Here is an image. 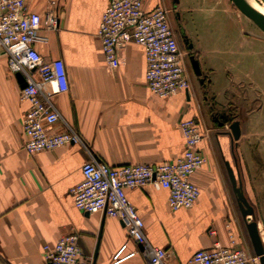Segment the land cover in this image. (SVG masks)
Instances as JSON below:
<instances>
[{"label": "crops", "instance_id": "0c3cea01", "mask_svg": "<svg viewBox=\"0 0 264 264\" xmlns=\"http://www.w3.org/2000/svg\"><path fill=\"white\" fill-rule=\"evenodd\" d=\"M50 1L25 0V4L29 11L43 15ZM53 1L59 12L58 30L41 31L46 41L35 45L45 60L60 58L68 76V91L53 98L63 121L52 132L65 131L66 123L78 132L85 148L69 144L34 155L23 150L21 121L27 104L20 100L22 88L0 51V264H46L42 246L70 234L78 237L82 256L92 264H110L124 243L138 254L121 264H149L119 221L76 209L70 190L82 179L80 169L88 153L110 167L156 164L181 156L184 142L178 123L191 118L204 133L197 149L206 158V164L190 176L199 189L195 204L170 211L168 193L151 185L127 190L126 196L144 221L148 242L167 251V264H186L195 251L211 249L216 243L228 246L230 235L236 247L251 256L225 162L237 174L264 235V169L252 161L253 155L263 158L264 139L250 130V123L257 122L258 109H241L246 112L243 119L236 113L240 105L232 104L238 92L229 70L232 52L215 55L216 71L206 64L201 67L195 41L179 19L199 74L185 55L188 89L160 98L145 85V60L139 45L126 44L120 51V65L107 67L97 30L109 0ZM175 3L144 0L143 7L147 11L155 6L170 11L174 7L177 13L180 9ZM245 27L247 31L240 28L235 39L237 51L240 43L255 47L257 40L262 41L255 28ZM257 55L260 52L251 51V59ZM252 102L248 103L254 106ZM234 121L239 124L238 140H233L229 130Z\"/></svg>", "mask_w": 264, "mask_h": 264}, {"label": "built area", "instance_id": "2783aa9c", "mask_svg": "<svg viewBox=\"0 0 264 264\" xmlns=\"http://www.w3.org/2000/svg\"><path fill=\"white\" fill-rule=\"evenodd\" d=\"M144 0H109L102 13L97 36L109 69L120 65V51L128 43L139 45L144 54V82L148 90L167 98L189 87L183 53L168 22V10L155 6L147 11ZM59 12L53 0L41 15L29 11L25 0H0V51L7 58L12 74L19 73L25 87L20 100L27 104L21 121L23 150L28 155L84 142L78 132L66 124L63 132H52L62 117L53 98L69 89L68 76L60 58L45 60L36 48L46 38L41 31H57ZM184 142L181 156L156 164L110 167L90 153L80 169L82 179L70 190L74 207L87 214H102L116 219L128 239L140 246L149 264H167V251L151 245L146 239L143 219L129 202L126 191L147 185L168 193L170 211L191 208L199 189L190 176L206 164L197 149L204 133L195 119L178 123ZM75 234L62 236L54 244H44L41 255L46 264H92L77 244ZM138 254L124 243L114 252L110 264H121ZM257 261L244 249L236 247L233 236L229 245L214 244L211 249L195 251L186 264H249Z\"/></svg>", "mask_w": 264, "mask_h": 264}, {"label": "rangeland", "instance_id": "374dc122", "mask_svg": "<svg viewBox=\"0 0 264 264\" xmlns=\"http://www.w3.org/2000/svg\"><path fill=\"white\" fill-rule=\"evenodd\" d=\"M256 2L264 7V0H256ZM175 5L180 9L179 12L177 11V17L185 23L190 33L189 36L195 41V47L200 53L201 67L206 64L216 71L217 68L213 65L215 55L219 52H232L233 55L228 60L231 63L229 70L232 71L231 79L234 85L238 87L237 95L233 94V98H231L232 104L240 105L241 108L236 113L240 114L243 119L242 114L246 112L244 113L241 109H246L247 112H250L251 109H258L257 122L252 119L250 130L254 133L259 132L257 136L264 139V33H260L255 25L230 0H176ZM246 24H250L251 28H255L256 34H260L262 41L259 43V40H257L255 47L254 44L240 43L239 51H237L235 39L239 35L240 28L244 32L247 31ZM172 25L176 29L180 28L175 22ZM220 38L229 41L215 42ZM179 46L183 57L194 51L185 48V44L181 41H179ZM251 51L260 52V55H257L256 59H251ZM217 74L218 72L215 75L218 76ZM252 100V103H255L254 106L248 103ZM263 158L253 155L252 161L256 163V167L264 169ZM253 173L257 172L253 171ZM262 209L264 211V203ZM250 220L251 217H248V221ZM239 225L241 226L245 245L249 249L251 257L255 258L244 223L240 217ZM259 232H262V228ZM254 263L259 264L258 259Z\"/></svg>", "mask_w": 264, "mask_h": 264}, {"label": "water", "instance_id": "95a60500", "mask_svg": "<svg viewBox=\"0 0 264 264\" xmlns=\"http://www.w3.org/2000/svg\"><path fill=\"white\" fill-rule=\"evenodd\" d=\"M233 5L246 17L248 18L262 33H264V17L254 10L246 0H230ZM192 67L195 73L199 74L198 64L196 61H192ZM15 78L20 86V88L25 87V82L21 74L16 73ZM229 130L233 140H238L240 136L239 124L234 121L229 125ZM225 168L227 172L228 179L231 184L232 192L236 198V204L239 213L244 221V226L246 229L247 236L253 251V255L258 259L259 264H264V244L262 243V238L258 230V225L254 220V210L250 205L248 200L245 198L242 185L238 179L237 174L234 173L233 169L229 166L228 162H225ZM248 217L251 220L248 221Z\"/></svg>", "mask_w": 264, "mask_h": 264}, {"label": "flooded vegetation", "instance_id": "af4514ba", "mask_svg": "<svg viewBox=\"0 0 264 264\" xmlns=\"http://www.w3.org/2000/svg\"><path fill=\"white\" fill-rule=\"evenodd\" d=\"M174 10H175L174 7L171 9V11L168 10V22H169V25H170V27H171V29H172L174 35H175V38H176L177 43H178V47L180 48V46H179V41H181V42H183V43L185 44V48H187L188 50H191L192 45H191L190 42H188L186 36L184 35V33H183V31H182V27H181V25L178 23V21H179L180 18L177 17V15H176L177 13H176ZM170 16H171V17H170ZM172 21L175 22V23H177L178 26H179L180 28H178V29L174 28V26H173L172 23H171ZM190 52H191V51H190ZM186 57H187V59H189L190 61H193V58H194V57H193L192 54L189 53L188 55H186Z\"/></svg>", "mask_w": 264, "mask_h": 264}, {"label": "bare ground", "instance_id": "6f19581e", "mask_svg": "<svg viewBox=\"0 0 264 264\" xmlns=\"http://www.w3.org/2000/svg\"><path fill=\"white\" fill-rule=\"evenodd\" d=\"M246 2L264 17V7L260 3L256 2V0H246ZM260 235L262 238V243L264 244V235L262 232H260Z\"/></svg>", "mask_w": 264, "mask_h": 264}]
</instances>
